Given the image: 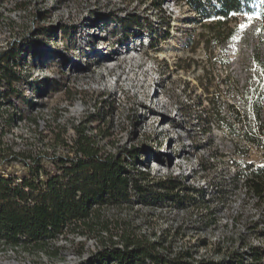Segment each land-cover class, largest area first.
Returning a JSON list of instances; mask_svg holds the SVG:
<instances>
[{"label": "rangeland", "instance_id": "374dc122", "mask_svg": "<svg viewBox=\"0 0 264 264\" xmlns=\"http://www.w3.org/2000/svg\"><path fill=\"white\" fill-rule=\"evenodd\" d=\"M147 5L0 0V50L11 40L26 45L23 63L13 68L22 77L16 83L19 99L2 108L4 116L23 118L4 124L0 117V149L63 153L83 121L105 151L145 148L140 169L154 178L150 183L180 175L187 186L206 192L202 197L190 192L197 202L186 207L134 202L131 208H105L101 221L109 231L68 232L43 249L0 248V264H78L92 257L101 240L117 241L123 231L172 253L187 250L195 261L227 260L251 246L264 247V199L249 191L243 172L236 175L247 164H264V148L241 138L247 118L235 124L236 134L218 127L210 115L212 103L226 117L233 105L252 120V105L258 103L264 119V24L258 13L264 12V0H254V11L238 16L240 26L230 40L207 45L211 34L198 22L188 23L196 16L186 7L165 0L160 21ZM125 11L150 15L153 34H161L168 21L169 35L157 49L148 48L146 32L126 33L111 18ZM35 24L53 29L36 34ZM187 30L197 40L205 33L195 51L182 44ZM98 111L103 119L87 120ZM21 169L15 163L8 168Z\"/></svg>", "mask_w": 264, "mask_h": 264}, {"label": "trees", "instance_id": "16d2710c", "mask_svg": "<svg viewBox=\"0 0 264 264\" xmlns=\"http://www.w3.org/2000/svg\"><path fill=\"white\" fill-rule=\"evenodd\" d=\"M164 1L138 0L148 3L147 11L156 10L160 14V21L165 16L162 6ZM253 1L173 0L195 14L196 17L190 19L189 24L198 22L211 34L210 39H205L206 45L211 41L224 43L230 40L240 26L238 16L254 11L251 7ZM258 13L264 24V12L259 10ZM111 18L126 33L136 28L146 32L149 35L148 48L157 49L169 35L168 21L163 23L165 25L161 34L152 33L155 23L150 15L125 11L124 15L113 13ZM52 29L35 24L33 32L48 34ZM190 31H186L182 44L195 51L205 33L200 32L197 40L187 33ZM24 42L11 40L0 50V117L4 124L12 123L15 118H23L14 113L4 116L2 108L13 105V97L19 99L16 83L22 77L21 72L13 68L23 63H19V59L23 58L26 51ZM200 84L208 91V83ZM212 107L210 115L215 124L231 133L239 134L235 124L247 118L240 133L241 138L255 148H264V119L258 103L252 105V120L248 119L245 111L241 113L233 105H229L230 117L223 115L214 103ZM101 119L103 115L99 111L87 117L90 122ZM33 121L36 122L35 119ZM82 122L74 127V136L69 143H65L66 151L63 153L30 154L0 149V248L43 249L68 232L81 235L98 230L107 232V223L101 221L105 208H131L134 202L186 207L197 202L190 192L201 197L206 192L203 188L187 186L180 175H169L150 183L154 178L150 177L146 169H140L142 157L147 155L145 148L123 146L114 152L105 151ZM14 163L22 169L8 170ZM240 172L245 174L249 191L264 199V164H247L236 175ZM117 237V241L112 236L101 240L102 245L92 257L78 264H263L264 258V247L251 246L249 251L233 253L227 260L195 261L189 251L172 253L161 249L160 243L150 241L144 235L123 231Z\"/></svg>", "mask_w": 264, "mask_h": 264}, {"label": "built area", "instance_id": "2783aa9c", "mask_svg": "<svg viewBox=\"0 0 264 264\" xmlns=\"http://www.w3.org/2000/svg\"><path fill=\"white\" fill-rule=\"evenodd\" d=\"M146 44H147V42H146Z\"/></svg>", "mask_w": 264, "mask_h": 264}]
</instances>
